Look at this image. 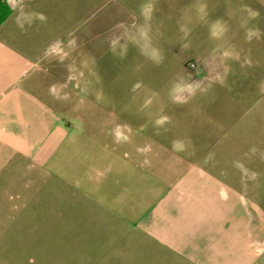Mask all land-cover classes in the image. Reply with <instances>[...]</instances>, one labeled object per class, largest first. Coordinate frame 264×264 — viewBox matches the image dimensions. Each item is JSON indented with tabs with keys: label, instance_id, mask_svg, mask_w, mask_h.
Segmentation results:
<instances>
[{
	"label": "rangeland",
	"instance_id": "1",
	"mask_svg": "<svg viewBox=\"0 0 264 264\" xmlns=\"http://www.w3.org/2000/svg\"><path fill=\"white\" fill-rule=\"evenodd\" d=\"M45 9L44 31L61 32L38 35L57 41L44 50L28 34L29 72L44 75L62 129L76 127L93 155L106 139L154 129L231 140L238 154L264 139V0H52ZM84 149L70 162L78 179L91 163ZM67 168L60 179L47 174L39 200L30 194L0 232V264H134L115 220L100 210L86 217L82 190L70 199ZM30 169L5 175L6 196H18L12 185H25Z\"/></svg>",
	"mask_w": 264,
	"mask_h": 264
},
{
	"label": "crops",
	"instance_id": "2",
	"mask_svg": "<svg viewBox=\"0 0 264 264\" xmlns=\"http://www.w3.org/2000/svg\"><path fill=\"white\" fill-rule=\"evenodd\" d=\"M48 1L0 0V232L23 215L30 194L39 200L47 174L61 178L65 161L70 199L83 191L86 217L100 210L115 220L134 264H264V139L238 154L231 140L166 138L154 129L106 139L93 155L78 145L76 127L62 129L44 75L29 72L28 34L44 50L57 41L38 35L61 32L44 31ZM84 147L91 163L78 179L70 162ZM28 168L26 184L12 185L18 196H6V174Z\"/></svg>",
	"mask_w": 264,
	"mask_h": 264
},
{
	"label": "clouds",
	"instance_id": "3",
	"mask_svg": "<svg viewBox=\"0 0 264 264\" xmlns=\"http://www.w3.org/2000/svg\"><path fill=\"white\" fill-rule=\"evenodd\" d=\"M41 19H43V17H41Z\"/></svg>",
	"mask_w": 264,
	"mask_h": 264
}]
</instances>
